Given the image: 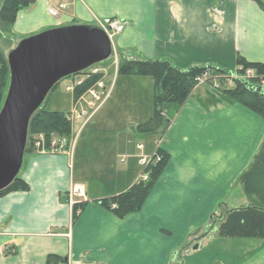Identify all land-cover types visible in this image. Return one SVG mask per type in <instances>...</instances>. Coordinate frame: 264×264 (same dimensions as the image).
Wrapping results in <instances>:
<instances>
[{"label": "crops", "instance_id": "0c3cea01", "mask_svg": "<svg viewBox=\"0 0 264 264\" xmlns=\"http://www.w3.org/2000/svg\"><path fill=\"white\" fill-rule=\"evenodd\" d=\"M61 2L67 8L59 18L49 14L50 0L20 10L8 52L23 38L48 29L101 26L118 19L124 29L114 36L113 52L123 61L165 59L183 70L211 65L235 72L241 56L264 65V10L255 0L52 4ZM193 93L183 105L168 107L171 123L158 141L169 161L142 209L124 218L98 201L128 190L139 177L107 176L95 188L87 183L90 172H77L75 166V140L94 124L73 128L72 143L64 151L25 153L19 176L29 189L0 196V264H51L50 254L67 259L60 264H176V256L201 244L212 230L208 228L218 205L226 204L235 188H243L239 177L264 141V117L241 104L207 108L200 102L206 95ZM112 127L97 125L93 130L121 131ZM127 145L120 138L111 148L122 156ZM128 156L138 159L131 151ZM122 183L124 190L115 189ZM75 185L85 195L75 198L84 206L73 221L69 192Z\"/></svg>", "mask_w": 264, "mask_h": 264}, {"label": "trees", "instance_id": "16d2710c", "mask_svg": "<svg viewBox=\"0 0 264 264\" xmlns=\"http://www.w3.org/2000/svg\"><path fill=\"white\" fill-rule=\"evenodd\" d=\"M36 1L0 0V39L5 35L13 34L11 31H13V25L19 11L30 7ZM255 1L264 10V0ZM238 64H242L246 68H256L259 73L264 74L263 64L247 62L241 56L238 58ZM207 71L212 74L230 73V71L211 65H196L183 70L165 59L124 60L118 67V75L152 76L154 78V113L148 121L138 124L137 130L161 136L171 123L168 107L171 104L183 105L197 84L196 78ZM103 75L104 71L86 77L83 84L77 86L74 91V103ZM221 81L224 83V80ZM9 83L10 67L7 54L0 48V110ZM59 83L52 88V91L57 88ZM251 85L252 82L237 80L232 87L223 86L216 89L210 86L211 90L206 94L207 96L200 99V102L207 108L224 104H241L264 117V92L252 90ZM69 113L47 111L40 107L32 115L29 123L25 153L35 152L33 143L38 134L45 136L47 149L51 148V141L54 136L65 139L68 143L71 142L73 123L68 117ZM156 154L161 156V160L152 163L144 170L148 174V180L139 179L128 190L98 202L118 218H124L131 213L140 211L169 161V154L161 148L157 150ZM239 181L252 202L248 206L227 208L226 211L222 212L219 217L218 234L225 238H264V141L249 167L240 175ZM28 189L29 184L18 175L7 188L0 191V196L8 191H26ZM83 206L84 202L74 204L73 221L77 219ZM211 226H214V222ZM211 226L208 229L212 228ZM47 260L51 264H60L66 262L67 259L56 254H50Z\"/></svg>", "mask_w": 264, "mask_h": 264}, {"label": "rangeland", "instance_id": "374dc122", "mask_svg": "<svg viewBox=\"0 0 264 264\" xmlns=\"http://www.w3.org/2000/svg\"><path fill=\"white\" fill-rule=\"evenodd\" d=\"M13 44L12 35H5L0 39V48L3 51L8 52ZM122 62L121 54H118L114 49L108 59L95 65L99 69L106 70L105 82L110 94L89 122L95 127L102 125L110 128L113 125L112 129H121V131H96L93 130L95 127H87L89 129H86L85 133L75 140L77 172L80 170L84 172L87 169L91 173L87 175L90 177L87 183L93 184L95 188L102 186L100 181L103 177H116L120 173L125 174L126 179L131 176L140 178L144 170L140 159L144 156H153L158 148L159 134L140 132L136 128L138 124L148 121L153 116L155 108L154 78L152 76L118 75V67ZM73 79L74 75L63 78L57 88L48 93L41 108H45L47 111H70V113L74 111V94L71 91H66L67 85L73 87ZM210 90L211 87L208 84H203L195 86L194 93H192L196 96H205ZM84 122H86L85 118H77L73 125L74 130L76 131ZM120 138L128 142L127 148L124 150L125 155L122 154V156L118 155L119 151L118 153L114 152L111 148L112 143L117 142ZM139 144L144 147L139 148ZM83 149H86V156L83 154ZM130 151L132 154H137L138 159H130L128 156ZM74 154L73 152L72 158H74ZM123 185L122 183L119 188L116 185L115 189L124 190L125 186ZM251 202L252 199L243 188H235L227 197L226 204H219L217 210L212 214L211 222H214V226H211L210 234L201 240V244L198 242V248L191 247L183 255L177 254L176 264H264V238H225L220 236L217 231L222 212L227 208L248 206Z\"/></svg>", "mask_w": 264, "mask_h": 264}, {"label": "water", "instance_id": "95a60500", "mask_svg": "<svg viewBox=\"0 0 264 264\" xmlns=\"http://www.w3.org/2000/svg\"><path fill=\"white\" fill-rule=\"evenodd\" d=\"M112 50L101 26L73 24L23 38L8 52L10 83L0 110V191L19 175L30 120L48 93L63 78L108 59ZM251 89L264 92L258 85Z\"/></svg>", "mask_w": 264, "mask_h": 264}, {"label": "built area", "instance_id": "2783aa9c", "mask_svg": "<svg viewBox=\"0 0 264 264\" xmlns=\"http://www.w3.org/2000/svg\"><path fill=\"white\" fill-rule=\"evenodd\" d=\"M53 0H50V4L48 7V12L51 16L55 18H59L63 11L67 8V3H59L57 6L52 4ZM103 30L107 33L110 38L111 43L113 44V39L115 34L121 32L124 29V25L118 19H108L104 21L101 25ZM86 71V72H85ZM82 74L74 75V83L73 87L70 85L66 86V91H71L74 94V91L77 86L83 84L86 80V77H90L94 74L101 73L103 70L97 68L95 65L86 69ZM106 72L104 71V75L100 78L95 84H93L80 98L77 102L74 103V111L69 113L68 117L71 119L73 125L76 123V119L85 118L86 122L84 124L91 121V119L95 116V114L99 111L102 105L106 102L109 97L110 91H107L106 86ZM221 80H224L222 83ZM237 80L249 81L252 82V85L261 86L264 89V74L259 73L255 68L248 67L246 68L244 65H239L238 69L235 72L230 73H217L212 74L210 71L205 72L203 75H200L196 78L197 84L196 86L208 84L213 88H220L223 86L232 87ZM90 98V99H89ZM83 115V116H82ZM65 139H60L59 137H53L51 141V148L47 149L45 145V136L43 134H38L34 139V149L37 152H61L67 149L70 144ZM157 146L159 148V141L157 142ZM139 148H143L144 145L139 144ZM157 148V150H158ZM157 152V151H156ZM161 160V156L158 154H154L153 156H144L140 159V163L144 166V170L151 165L152 163H156ZM143 173L140 179L148 180V174ZM84 191L82 186L75 185L69 192V203L73 207L76 204V197H83Z\"/></svg>", "mask_w": 264, "mask_h": 264}]
</instances>
